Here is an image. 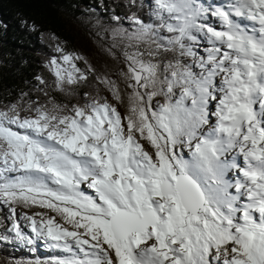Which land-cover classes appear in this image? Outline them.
Wrapping results in <instances>:
<instances>
[{"label": "snow or ice", "instance_id": "obj_1", "mask_svg": "<svg viewBox=\"0 0 264 264\" xmlns=\"http://www.w3.org/2000/svg\"><path fill=\"white\" fill-rule=\"evenodd\" d=\"M127 19L116 79L57 46L52 88L102 87L69 107L37 77L47 102L0 104V241L59 253L29 264H264V0H148Z\"/></svg>", "mask_w": 264, "mask_h": 264}, {"label": "trees", "instance_id": "obj_2", "mask_svg": "<svg viewBox=\"0 0 264 264\" xmlns=\"http://www.w3.org/2000/svg\"><path fill=\"white\" fill-rule=\"evenodd\" d=\"M133 11L138 16L147 14L148 0H136L135 8L129 6V0H0V104L15 102L22 93L41 103L47 102L49 97L40 91L45 85L37 77L48 82L51 98L69 107L81 100L85 90L93 92L101 88L92 81L87 89L81 85L70 93L57 92L51 87L54 77L46 65L51 58H60L57 46L65 52L77 53L78 29L84 36L99 38L93 28L83 23L86 14L114 26L118 22L114 16L128 20ZM103 94L109 95L106 91ZM9 215L0 208V234L11 237L13 233L6 232L11 220L5 217ZM37 260L44 262L51 258L34 256L31 247L18 242L0 241V264H29Z\"/></svg>", "mask_w": 264, "mask_h": 264}, {"label": "rangeland", "instance_id": "obj_3", "mask_svg": "<svg viewBox=\"0 0 264 264\" xmlns=\"http://www.w3.org/2000/svg\"><path fill=\"white\" fill-rule=\"evenodd\" d=\"M88 13V12H87ZM123 24L112 26L111 23H105L102 18L96 20L92 18L89 14L83 18V23L88 24L89 27L93 28L99 34V38L91 35H82L81 29H78L79 36L76 45V51L78 54L83 55L89 61V63L96 69L97 73L100 75L108 74L112 79H116L114 73L118 72L121 68L124 67L122 63V56L117 54V56H113L109 52V44L105 41H111V30L114 27L122 26L129 27V20H122ZM101 41V42H100ZM104 43V44H102ZM3 210V213H8L7 209L0 207ZM17 211L23 215L25 212L28 214H32L34 211H46L41 209H24L18 208ZM49 215H53L52 213H48ZM19 223L22 227V230L27 234H31L30 228L27 227L26 222L23 219L19 220ZM43 241H38L39 249L45 251V248L42 245Z\"/></svg>", "mask_w": 264, "mask_h": 264}]
</instances>
